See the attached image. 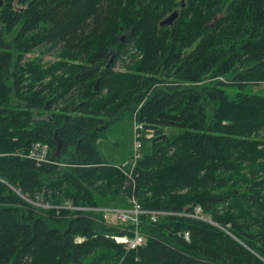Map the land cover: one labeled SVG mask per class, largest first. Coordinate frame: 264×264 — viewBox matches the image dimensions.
<instances>
[{"label": "trees", "instance_id": "trees-1", "mask_svg": "<svg viewBox=\"0 0 264 264\" xmlns=\"http://www.w3.org/2000/svg\"><path fill=\"white\" fill-rule=\"evenodd\" d=\"M259 83L264 0H0V264H264ZM125 110L144 125L131 177L97 148ZM35 142L51 162L20 155ZM132 196L163 212L135 248L114 238L130 224L64 206Z\"/></svg>", "mask_w": 264, "mask_h": 264}, {"label": "built area", "instance_id": "built-area-1", "mask_svg": "<svg viewBox=\"0 0 264 264\" xmlns=\"http://www.w3.org/2000/svg\"><path fill=\"white\" fill-rule=\"evenodd\" d=\"M26 58L31 57L30 53L25 54ZM143 138H144V125L142 122L134 120L133 123V153L129 161H125L120 166L125 171V174L128 177L132 176L133 169L137 163V160L141 156V150L143 146ZM49 146L45 142H35L33 143L25 152L20 154L26 158L34 160L36 163L40 164L42 162H51L48 157ZM37 206L41 207H49L50 205L47 202H40L29 200ZM130 207H82V206H73L71 202H67L64 205L66 208L71 209H90L95 211H100L103 213L105 218H108L110 222L115 224H130V231L133 233L132 237H128L127 235H116L114 236L115 240L126 245L125 248H135L139 246L143 242V234L138 229L139 219L141 214H148L152 221H156L158 216L163 213L161 211H151L144 210L135 197L129 198ZM188 216L202 219L205 221H209L215 225H219L216 222L203 213V209L201 205H195L193 211L184 213ZM133 228H132V227ZM223 229L229 233L227 228L223 227ZM183 237L187 240L189 238V234L187 231L183 232Z\"/></svg>", "mask_w": 264, "mask_h": 264}, {"label": "rangeland", "instance_id": "rangeland-1", "mask_svg": "<svg viewBox=\"0 0 264 264\" xmlns=\"http://www.w3.org/2000/svg\"><path fill=\"white\" fill-rule=\"evenodd\" d=\"M40 51L41 49H37L29 53L31 57L42 55L41 58L44 62L54 57V49H51L50 52H43V54H40ZM115 67L120 68L119 62ZM252 89L256 93H264V83L256 84ZM133 121L134 118L129 111L125 110L119 119L112 121L108 127L99 131L97 148L106 161L120 164L130 160L133 153ZM173 131L167 130V132Z\"/></svg>", "mask_w": 264, "mask_h": 264}, {"label": "water", "instance_id": "water-1", "mask_svg": "<svg viewBox=\"0 0 264 264\" xmlns=\"http://www.w3.org/2000/svg\"><path fill=\"white\" fill-rule=\"evenodd\" d=\"M171 15L170 16H168L165 20H164V22H167V23H171V21H172V19H171ZM111 61V60H110ZM110 63V62H109ZM57 147H56V151H55V155H58L59 153H60V149H61V146H62V143H61V141L58 139L57 140Z\"/></svg>", "mask_w": 264, "mask_h": 264}, {"label": "bare ground", "instance_id": "bare-ground-1", "mask_svg": "<svg viewBox=\"0 0 264 264\" xmlns=\"http://www.w3.org/2000/svg\"><path fill=\"white\" fill-rule=\"evenodd\" d=\"M131 185V184H130ZM183 232V231H182ZM180 235H182L181 233H180Z\"/></svg>", "mask_w": 264, "mask_h": 264}]
</instances>
